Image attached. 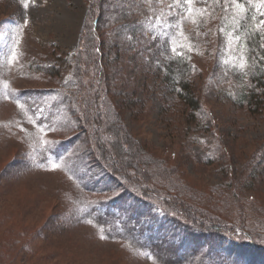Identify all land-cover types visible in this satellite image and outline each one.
I'll use <instances>...</instances> for the list:
<instances>
[{
    "label": "rangeland",
    "instance_id": "1",
    "mask_svg": "<svg viewBox=\"0 0 264 264\" xmlns=\"http://www.w3.org/2000/svg\"><path fill=\"white\" fill-rule=\"evenodd\" d=\"M211 6L207 0H0V264H157L82 216L89 200L121 204L123 195L118 188L108 192L114 183L92 162L76 116H61L63 106L55 105L62 98L51 94L65 91L58 84L72 67L64 59L82 47L96 15L94 30L106 45L102 79L110 82L103 108L120 113L122 127L153 157L142 178L147 189L157 202L172 195L177 205L171 213L133 198L129 214H143L145 225L159 227L169 217L195 226L193 239L210 243L195 242L202 260L211 257L205 247L231 264H264V87L248 73L241 18L229 14L230 24L220 22ZM258 11L264 34V3ZM179 55L191 65L197 108L166 75ZM54 67L60 76L52 75ZM20 91L41 95L30 99L32 93L20 97ZM71 140L73 146L64 145ZM46 142L52 152L36 159L33 147ZM53 143L63 149L53 151ZM16 160L24 165L15 168ZM68 162L79 182L65 172ZM90 178L104 192L85 190ZM103 203L110 219L120 216ZM66 213L77 218L61 230ZM197 220L221 234L210 236ZM182 232L176 229L174 241L167 237L166 258L175 245L188 256L192 242Z\"/></svg>",
    "mask_w": 264,
    "mask_h": 264
},
{
    "label": "trees",
    "instance_id": "2",
    "mask_svg": "<svg viewBox=\"0 0 264 264\" xmlns=\"http://www.w3.org/2000/svg\"><path fill=\"white\" fill-rule=\"evenodd\" d=\"M207 2L209 5H212V12L218 14L220 22L225 20V22L228 21V24H230L231 21L227 20L229 14H238L237 16L241 18L242 27L240 25L237 26L242 28V39L245 42L246 54L251 57L250 61H252L248 73H250L252 81L264 87V34L263 31L257 27L258 21L255 19L259 12L258 7L261 5V0H228L227 3H225L224 0H219V2L218 0H207ZM237 3L239 7H237ZM98 18L99 16L96 15L92 20L90 28H88L87 33L83 37L84 44L82 47L77 50V53L71 54L64 59V61L72 67V72L64 79L60 78L61 81L59 82L61 84H58L60 88L65 91L61 89L58 91H51V94L56 92L55 95L59 99L62 98L61 103L59 102V104L57 103L55 105L57 106L56 110H59V106H63L61 111L65 113V115L61 113V116H70L71 114L76 116L77 121L81 125V133L88 137L87 142L90 145L89 151L93 159L92 162L95 161V164L99 166L102 174L104 173L109 180L112 179L114 185L109 188L108 192L118 188L122 192L121 195H123L119 197L123 198L121 204L115 199V204L117 205L113 204V199H111V201H103L104 203L101 202V200L100 202L99 200H89L87 203L89 212L83 211L81 213L82 216L95 220L94 225L98 230L101 228V232L99 231L101 234L107 235L114 240H123V242L130 247H135L139 251L151 256L152 260L157 264H231L227 262L220 253L205 247H203V249H206L207 252L209 251L211 257L208 256L205 260H202L203 258L199 257L200 250L197 245L194 246L197 241L193 238L197 237V234L189 232L192 229L191 227L195 226H190L188 222H178L175 218L169 219V217L166 216L167 220L161 222L160 226L157 227L156 225H145L143 223V214L137 213L139 217H136L135 214H133L134 216L129 214L130 211L126 208V202H128L129 199L133 200V198L136 199L133 200L135 205L142 204L141 198H143L145 205H150L152 202H155L162 207L165 212L169 211L172 213V211L177 208L175 207L176 203L173 204V198H170L172 195L168 198V200L172 199V203L168 202L166 198H163V200L165 199L163 203L157 202V200H159L157 198L158 195L153 196L151 194L152 191L147 189L149 183L143 182L142 178L143 176L145 177V174L148 172V163H150L153 157L142 147L138 146L133 137L122 127L120 113H116L112 110V107L106 106V108H103L104 104L102 105V103H105V101L103 100L102 94L103 92H108L110 82L108 80L107 83L109 84L104 83V79L107 81V78L104 76L105 71L103 67L104 59L102 49H105L106 45L94 30ZM190 69L191 65L186 57L184 55H179L166 66V75L169 82L178 90L179 97H181L187 105L197 108L198 104L193 94L194 91L187 78ZM50 70L52 75L60 76L59 71L57 72L55 67ZM51 72L49 71L48 73ZM102 77H104V79H102ZM37 93L40 94L38 91ZM37 93L34 91H20L19 96L28 97V95L31 94V99L34 94L38 95ZM44 95L45 91L43 92V96ZM20 100L23 102L25 100L27 102L25 98ZM37 100H40V96ZM53 117H55V114L52 111V113H49L47 119L50 120ZM33 118L36 119L34 114ZM38 122L42 124L43 120L40 119ZM73 140L67 141L64 145L70 144V146H73ZM49 145L50 144L46 142L41 147L39 144L33 147L38 153L36 159L42 161L46 160L48 154L52 152V150H49ZM62 146L63 145L53 143V151L60 150L59 148ZM56 154L57 153H54V156H56ZM11 165H15V168H21L24 165V161L16 160ZM161 165L164 164L161 163ZM131 166H135L136 170L131 168ZM64 169L65 172H70L74 179L79 182L77 171L73 163L68 162L64 165ZM130 171L138 175H131ZM93 184L94 181L92 182L90 178L89 181L82 186L85 190L88 189L91 192H104L101 188ZM132 192H135V195H131ZM102 203L112 205L113 209L116 208L118 212L120 211V216L118 215V217H116L117 219H114V221H118L114 223L113 219H110L109 216H112L113 212L111 213L109 207L106 209L104 207L102 208V206H105L102 205ZM98 206H100V208ZM188 211L190 210H186L185 212L189 213ZM75 215H68V213L64 214L63 223L60 224L59 229H66L64 225L67 224V221L71 219L74 220L73 217ZM125 216L127 217V219H125L126 223L125 221L123 222L122 218ZM75 217L77 218V216ZM96 221H98L99 224L96 223ZM206 223L207 222L197 220L198 226L205 228L204 230H206L210 236L221 234L218 226H207ZM155 228H157L156 232H154ZM178 228L185 231L182 232L183 235L187 234L189 236V243L192 242V245L190 244L192 247H189L190 251L188 256L184 255L183 252L180 253V245L179 247L177 245L173 248L168 247L170 254L173 256L172 258H166L165 255L167 252L164 246L168 245L167 237L170 239L172 238L171 240L174 241V239H176L175 232ZM147 229L150 233L148 231L146 232ZM180 243L182 247L183 245H187L184 241ZM197 243L210 246V243L205 241H199Z\"/></svg>",
    "mask_w": 264,
    "mask_h": 264
},
{
    "label": "snow or ice",
    "instance_id": "3",
    "mask_svg": "<svg viewBox=\"0 0 264 264\" xmlns=\"http://www.w3.org/2000/svg\"><path fill=\"white\" fill-rule=\"evenodd\" d=\"M187 2H189V3H190V2H191V0H187ZM218 2H219V0H218ZM224 2H225V3H227V2H228V0H224ZM261 3H264V0H261ZM237 7H239V4H238V3H237ZM261 23H262V24H264V21H261Z\"/></svg>",
    "mask_w": 264,
    "mask_h": 264
}]
</instances>
